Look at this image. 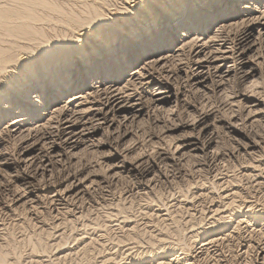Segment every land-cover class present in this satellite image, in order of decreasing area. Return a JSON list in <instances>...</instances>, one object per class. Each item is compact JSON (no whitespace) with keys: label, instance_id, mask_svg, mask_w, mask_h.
<instances>
[{"label":"rangeland","instance_id":"374dc122","mask_svg":"<svg viewBox=\"0 0 264 264\" xmlns=\"http://www.w3.org/2000/svg\"><path fill=\"white\" fill-rule=\"evenodd\" d=\"M23 1L0 26V90L17 91L0 264H264V0H196L203 19L157 47L137 23L179 0ZM95 32L125 43L94 70L74 57L105 49Z\"/></svg>","mask_w":264,"mask_h":264},{"label":"bare ground","instance_id":"6f19581e","mask_svg":"<svg viewBox=\"0 0 264 264\" xmlns=\"http://www.w3.org/2000/svg\"><path fill=\"white\" fill-rule=\"evenodd\" d=\"M31 1H35V0H31ZM132 1L134 2V6L138 7L137 10L138 9H142L143 10V9L147 8V6L140 5L142 3L141 0H132ZM217 1L221 2L223 0H214L213 1L214 4ZM231 1H235V0H231ZM11 2H12V4L9 7H4V6H1L0 5V26L4 25V27H5V26L9 25L8 23H11V22H8L7 23V20L8 19H11L12 22H15V23L17 22L19 24L20 21H18V20L20 18L24 19L23 16H22L24 14V11L26 12V14H29L28 11H26V9L28 8V6L31 7L33 4L35 5V2H30L28 4L27 1H23V0L22 1L21 0H14V1H11ZM171 2H173V3H171L170 6H169L170 7L168 9L169 10L168 11L169 12V15H167V17L156 16V15H147V17H143L142 20H140V22L137 23L139 25L138 28L145 30V33H147L148 36L155 38L154 40H150L149 43L152 44V45H154V46L156 45V47L157 46H160V45H157V44H161V43H163V41H165V40L168 39L167 38L168 34H167V30L166 29L168 27H171V26L174 27L171 24H173L175 22H179L182 17L185 18V19H187L185 22L186 23L190 22L191 25H196L198 21H200V20L203 19L200 15H198L200 13L199 12V7L201 5L198 4V3H196V0L192 3V5H191L192 8H188V7L184 8V7H182V6H184L182 4V0H179L177 2H175V1H171ZM35 7L38 8L37 6H35ZM190 9H194V10H190ZM215 14H217V11L214 10V12L211 13V16H213ZM206 18H208V17H206ZM193 20H196V21L193 22ZM125 24L126 23H124L123 25L125 26ZM11 26H12V24H11ZM16 26H18V25H16ZM8 27L9 26H7V28ZM177 27H179V26H177ZM16 29H17V31L20 30L18 27H16ZM132 29H133V26H131L129 28V31L132 32ZM154 30H157V33H154ZM20 33L21 34H25V31L20 30ZM244 33L245 32H243L242 33L243 35H241L239 37V36H237V32H236V35L233 36L234 37V43L239 44L237 42L241 41L243 39V37H245L247 35L246 33L245 34ZM22 37H24V36H22ZM93 37H95L98 41L101 40V42L104 44L103 46H105L104 47L105 49H102L101 51L94 50V52H96V53L93 52V54L90 55V52H87L88 49L85 48V49H82V52L79 55H77L76 57H74V58H76L74 60L77 61V62L80 61V60L86 61L88 59V62H87L88 63V69H94L95 66H96V63L98 61L104 60V57H105L104 54H107V55H111V54H113V55L115 54L116 55V54H118L119 53L118 50L121 49L123 47V44L125 43V40H123L122 37H111V38H107V37L104 36L103 33H100V32L93 33ZM46 39H44V40H46ZM132 40H133L132 38H129L128 39V41H127L128 42L127 44L129 46L128 48L132 47L131 46ZM138 43L140 45L142 44V47L143 46H147V44H149V43H146V39L145 38H143L142 41H138ZM45 44L47 45L49 43L47 42ZM194 45H196V44H194ZM7 57L8 56H6L4 54V52L2 51V49L0 48V63L3 62L5 59H7ZM66 63H69V62H61V63H59V65L57 66V68H58V70L61 69L60 72H62L65 68H67V65H65ZM109 64L111 65V63L107 62V65H109ZM69 65H68V67H69ZM106 67H109V66H106ZM45 68L46 67H44V69ZM47 69H45V70H47ZM57 72L54 69H50V70L46 71V74L45 75H47V74H53V73H56L57 74ZM145 74H146V78H151V80L154 79L151 71L150 72L149 71H146ZM196 76H198V75H196ZM41 78L39 79V81L42 80ZM30 80L31 79H27L26 80V83L27 82H30ZM159 81H161V79ZM1 86H3V84L0 85V87ZM1 89L2 90H5V88H1ZM114 91L115 90H112L111 89L110 91L108 90L106 92V96H107L106 99H107V101L114 102V101L117 100V97H118V95L121 92H119L117 94H113ZM16 93H17V91L8 90V91L3 92V91L0 90V106H3V109H5V110L10 109V108L13 109L14 108L13 107L14 104L12 103V100L16 96ZM0 114H2V112ZM56 117H57L56 122L61 121L60 115H58ZM20 120H23V119H20ZM70 132H72V130L69 131V132H67V133H70ZM62 133L64 134L65 131H63Z\"/></svg>","mask_w":264,"mask_h":264}]
</instances>
